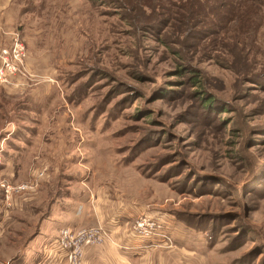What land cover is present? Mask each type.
<instances>
[{
	"label": "rangeland",
	"instance_id": "374dc122",
	"mask_svg": "<svg viewBox=\"0 0 264 264\" xmlns=\"http://www.w3.org/2000/svg\"><path fill=\"white\" fill-rule=\"evenodd\" d=\"M140 1L0 0V50L15 33L28 49L0 81V264H68L50 250L63 229L127 233L134 204L173 221L172 246L146 239L185 264H264V0H227L225 38L180 43ZM237 14L260 19L256 40ZM110 199L106 225L58 231Z\"/></svg>",
	"mask_w": 264,
	"mask_h": 264
},
{
	"label": "built area",
	"instance_id": "2783aa9c",
	"mask_svg": "<svg viewBox=\"0 0 264 264\" xmlns=\"http://www.w3.org/2000/svg\"><path fill=\"white\" fill-rule=\"evenodd\" d=\"M28 49L20 34L15 33L9 45L0 50V81L8 82L12 74L25 73ZM142 212L132 226L128 227V237L157 238L159 246H172L173 221L166 215L149 214L145 208L136 206ZM119 216H113V222L118 221ZM114 236V235H113ZM103 226L63 229L58 238L52 241L51 254L60 262L68 261V264H82L86 247L103 244L105 241H117ZM120 246L124 247L123 244Z\"/></svg>",
	"mask_w": 264,
	"mask_h": 264
},
{
	"label": "trees",
	"instance_id": "16d2710c",
	"mask_svg": "<svg viewBox=\"0 0 264 264\" xmlns=\"http://www.w3.org/2000/svg\"><path fill=\"white\" fill-rule=\"evenodd\" d=\"M127 2H132V0H127ZM140 2L144 9H151L153 12V10L157 11V8H159V11L162 9L164 15L167 14V18L160 21V23H163L161 30L164 33L163 42L165 43L169 41L168 34L166 33L168 29L174 30V33L179 32V37L176 40L179 43L183 42L181 37H184V39L191 38L201 42H216L220 38H225L232 30L233 25L229 26L228 24L232 19L228 18L227 14H231L229 12L234 10L235 6L230 7L231 2L227 0H141ZM247 3H250V0H242L240 1V6L245 7ZM254 5L256 7L255 3ZM159 13L162 12L160 11ZM257 19L260 20L256 16L253 20L248 18L246 21L239 14L236 15V18H233V21L240 23L236 28L233 27L238 39H240V41L236 39L237 41L245 44L251 39V34H254V40H256L262 26L258 23ZM218 34L219 37L212 38ZM179 73L181 75L188 73L190 78H195V84L200 82L195 77L198 75L192 73L187 66L181 65ZM208 102L210 103L211 100H208Z\"/></svg>",
	"mask_w": 264,
	"mask_h": 264
},
{
	"label": "crops",
	"instance_id": "0c3cea01",
	"mask_svg": "<svg viewBox=\"0 0 264 264\" xmlns=\"http://www.w3.org/2000/svg\"><path fill=\"white\" fill-rule=\"evenodd\" d=\"M106 203L95 202L94 205L89 202L84 205L79 214L66 210L64 214L59 215L58 231L61 227L68 225H94L97 223L105 224L108 217L114 213V204L116 199H110ZM109 204V205H108ZM113 212V213H112ZM138 211L132 207H125L123 211H118L115 216L118 218L116 223L110 222L109 226L116 227L117 230L123 228L126 230L128 224L132 221L130 217L137 215ZM77 220V222H76ZM78 225V226H79ZM106 225V224H105ZM116 232V231H115ZM59 233V232H58ZM114 237L123 244L124 247L118 246L112 242L105 241L102 245L88 247L83 257L82 264H185L183 253L176 249L156 248L152 244L156 242L154 239H146L142 237H128L126 231H117ZM53 235V234H52ZM176 242L178 241L175 236Z\"/></svg>",
	"mask_w": 264,
	"mask_h": 264
}]
</instances>
